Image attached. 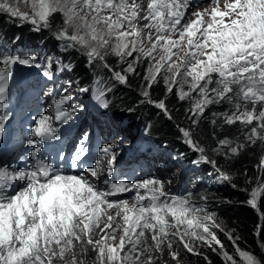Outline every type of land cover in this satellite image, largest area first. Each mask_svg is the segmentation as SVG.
I'll return each mask as SVG.
<instances>
[{"label":"snow or ice","instance_id":"snow-or-ice-1","mask_svg":"<svg viewBox=\"0 0 264 264\" xmlns=\"http://www.w3.org/2000/svg\"><path fill=\"white\" fill-rule=\"evenodd\" d=\"M18 3L30 5V12H22L3 0L0 13H7L21 26L29 24L36 31L51 29V17L59 13L63 19L55 38L66 42V47L79 50L90 65L99 61L100 66L112 71L105 62L111 54L126 63V72H135L134 65L141 58L149 59L141 103L153 105L172 120L165 102L153 101L149 89L161 73L165 95L178 86L177 98L187 99L191 105L186 111L189 127L176 125L182 142L199 153L196 163L211 164L221 180L231 181L232 176L208 155L209 150L230 161L255 145L257 138L264 149V106L256 110L257 103L264 105V0H210L209 7L193 10L190 16L186 12L191 0H147L146 9L143 0ZM141 21L147 23L141 25ZM17 64L39 67L34 65V57L11 55L0 49V106L6 99L11 70ZM213 74L217 79L213 80ZM113 78L126 83L120 73L113 72ZM106 91L110 89L101 87L95 96L101 107H107ZM72 100L71 95L65 94L54 102L58 124H67L80 110L70 104ZM222 102L231 104L235 111L231 115L212 113L213 117L224 118L221 129L236 122L254 126L242 127L235 138L218 139L216 146L209 149L195 137L196 128L205 109ZM65 104L70 110L63 107ZM4 119L0 115V130ZM211 123L216 125V119ZM31 132L38 138L27 140L33 148L28 153L32 163L20 168L0 165V264H56L57 260L65 261L66 254L71 255V260L65 264H85L77 256L89 247L96 252L93 264H156L164 245L175 264H186L179 251L174 250L177 240L188 253L202 256L208 264L211 261L203 251L205 246L223 264H264V260L238 245L240 237L234 235L235 229H229L214 212L207 210L206 195L200 197L204 204L195 205L191 192L174 195L165 191L164 182L156 178L115 180L118 153L114 146L100 147L98 156L93 157V167L85 159L87 134L70 162L71 171H63L40 154L45 141L59 139L51 118L41 115ZM59 159L63 161L64 157ZM255 168L260 173L255 186L243 191L249 197L247 204L258 209V198L264 196V153ZM102 174L109 177L103 180L105 187L92 179L99 180ZM244 176L246 184L252 182L247 172ZM128 192L135 193L132 202L111 199ZM260 220L256 235L264 230V213ZM117 232L121 233L118 238ZM218 232L231 243L234 253L226 250ZM146 234H150L151 243ZM97 235L99 238L94 239ZM76 245H80L78 252Z\"/></svg>","mask_w":264,"mask_h":264},{"label":"trees","instance_id":"trees-1","mask_svg":"<svg viewBox=\"0 0 264 264\" xmlns=\"http://www.w3.org/2000/svg\"><path fill=\"white\" fill-rule=\"evenodd\" d=\"M51 24V29L36 31L29 24L21 26L15 18L0 14V49L11 55L21 53L23 56L27 50L28 53L31 50H42L46 60L49 59L50 64H52L50 68H55L57 61L61 62V70L70 72L79 89H86V91H82L86 95L91 96V91L94 88L110 89L105 96L107 107H101V109L112 118L118 127H122L123 130L128 128V131L134 129L135 135H131L129 140L133 141L132 137L135 138L134 140L140 139L148 152L163 149L170 154L171 158L175 159L176 157L181 164H189V162L198 160L199 154L189 150V147L182 142L176 127V125L184 128L189 127L190 122L186 116V111L191 106L189 100L181 101L177 98L178 86L174 87L171 93L165 95L166 85L163 78L164 74L161 73L157 82H154L149 89L153 101L163 100L165 102L172 115V120H168L161 110L148 103H141L144 98L140 95V91L143 90L145 84L143 76L147 70L145 60H139L134 65L135 72H126V63L124 61L118 63L112 58H105V62L112 71L100 66L99 61H94L90 65L86 56L79 50L68 48L66 42L55 38L56 29L61 25L58 13L51 17ZM10 49L14 50L10 51ZM57 69L49 72L46 68L45 73H51L52 76H55L50 79L51 82L63 81L65 83L66 80L63 77L56 76L57 73L60 74ZM113 72L124 75L126 83L121 84L115 80ZM15 73V66H13L10 77H13ZM215 79L217 77L213 74V80ZM211 86L215 87V84ZM185 90H187L186 86ZM195 95L196 93H192V96ZM262 106L264 105L257 103V112ZM247 107L252 109V104L249 103ZM233 111L235 109L227 102L209 105L196 128L195 137L210 149L216 146L218 139H223L225 136L235 138L239 135L242 127L250 129L254 126H244L236 122L231 126L224 125L221 129L224 118L213 117L212 113L231 115ZM213 119H216V125L211 123ZM213 133H215V139ZM151 137L154 146L145 142L146 138L150 139ZM262 153H264V149L261 147L259 138H257L255 145L247 147L238 157L230 161H225L222 155H216L209 150L208 155L232 176V180L225 181V185L208 183L207 188H204L205 191L200 192V197L201 195L208 197L207 205L211 208L210 211L216 214L218 221L222 220L229 229L236 230L234 235L240 237L237 242L238 245L254 254L259 260H264V249L261 248V245L264 244V230H261L260 235H256V226L261 223L260 216L261 213H264V196L258 198V209H253L247 204L246 201L249 197L243 189L250 190L255 186L256 177L260 175L255 165L259 163ZM201 167H203L200 168L202 175H207L214 170L211 164L203 163ZM245 172H247L248 177L252 178V182L249 184L245 183ZM233 184L236 187H233ZM200 197H198L196 204L202 205L205 202Z\"/></svg>","mask_w":264,"mask_h":264},{"label":"rangeland","instance_id":"rangeland-1","mask_svg":"<svg viewBox=\"0 0 264 264\" xmlns=\"http://www.w3.org/2000/svg\"><path fill=\"white\" fill-rule=\"evenodd\" d=\"M0 2H3V0H0ZM8 2H10L13 6H17L19 8L20 11L22 12H30V5L28 4H21L18 3V0H8ZM222 2V0H221ZM143 4H144V8L146 9L147 7V0H143ZM210 6V0H191V7L189 8L188 12H186V16H190L191 12L193 10H199V11H203L204 8L209 7ZM3 15H7L10 17L9 14L7 13H0ZM59 14V13H58ZM192 19H195V17H191ZM59 19L61 20L62 23V16L59 14ZM141 25L143 23H147L146 21H141L140 22ZM183 23V21H182ZM14 49H10V51H12ZM30 50V49H29ZM28 51V50H27ZM25 51L24 54L25 56H23V54L19 53L20 56L22 57H34V65H39L40 68L46 70V68L48 69V71L50 72V70H56V66L58 67L57 71L60 72L57 73L59 77H63L66 80V84L62 86V88L60 89V95L63 96L65 94L71 95L73 97V100L71 101V105H76V107H78L80 110L77 112H82L83 115H86L88 113V115L85 117L84 120L80 121L76 126L82 125L85 122H87L89 120V118L92 116V119L98 121L100 123L101 129L104 132V145H113L115 150L118 153V156H121L123 151H125V149L127 147L130 146V142L128 140V137L131 138V135L134 136V129L131 130H127L128 128H126L125 130L122 129V127H118L117 125H115V123L112 121V118L110 116H108L105 112L102 111L101 106L96 102L95 105L97 107L98 112H95L94 110H91V108L87 105V101H96L95 96L97 94L98 89L94 88L91 91V96L86 95V93L82 92L79 87L77 86L76 81L74 80L73 76L70 74V72H64L62 71V66L60 65L61 62L57 61L56 65L54 66L55 68H50V66L52 64H50L49 59L46 60L45 58V53L41 50V51H33L31 50L29 53ZM48 54V53H47ZM134 56L139 55L138 53H134ZM157 55V54H154ZM105 58H112L114 59L116 62H120L121 59L115 55H108ZM128 60H131V57L126 58ZM140 60H145L146 61V65H147V69L150 67V63H149V59H144L141 58ZM123 63V61H121ZM15 65V71L18 69H26L29 68V66H24V65ZM50 70H49V68ZM47 71V70H46ZM51 74V73H49ZM70 82V83H69ZM48 84V83H46ZM47 86V85H44ZM50 89H53V84L50 86ZM105 89V88H104ZM142 91V90H141ZM140 91V93H141ZM107 92V91H106ZM92 97V99L90 98ZM69 107V105L67 104V108ZM251 110V109H249ZM89 111V112H88ZM50 114H52V110H49ZM121 129V130H120ZM133 139H135L134 137H132ZM36 139V137H34V140ZM147 140H145V142L149 143V145L154 146V144H152L153 138L151 137L150 139L146 138ZM145 145V144H144ZM187 146V145H186ZM188 147V146H187ZM190 150V149H189ZM141 153V152H140ZM143 154V153H142ZM199 154V153H196ZM141 157L143 159L146 158V156H142ZM153 165L155 170V175L152 178H156L159 179L161 181L164 182V188L165 191L168 190H174V192L177 193V191L179 190L180 186H181V182L188 179L189 182V187L186 186L185 190L182 193H177L176 195H183V194H187L188 192L192 193V202L195 205H200V204H196L198 203V197H200V192H204L205 189L207 188L208 183L213 184H217V185H225V180H221L219 178V173L214 169L211 173H208L207 175H202L200 168L203 162L200 163H196L195 162H189L188 163H184L181 164L178 162V160L171 158L170 154L163 150V149H159L158 152H156L153 155ZM32 161V159L28 156L27 159V163H30ZM198 161V160H197ZM104 174H102L100 176V179L102 178ZM202 175V176H201ZM94 180V182L96 183L97 180H95V178H92ZM205 181L204 184H202L201 182ZM103 183V181H102ZM135 194V193H134ZM133 195H129L127 196L126 193H124L122 195V197L120 198H114V199H125L128 200L129 202H132V197ZM229 202V201H228ZM210 207L209 205H207V210L210 211ZM114 211V210H113ZM211 212V211H210ZM215 230V229H214ZM121 233L117 232V238L119 237ZM218 234V238L225 244L226 246V250H228L230 253H234V248H232L231 243L225 238V236L223 235V233H217ZM147 238H148V242L151 243V236L150 234H146ZM99 235L95 236L94 239H98ZM118 243V239L116 241ZM197 245L199 244V242H196ZM215 246V245H214ZM80 249V245H76V250L77 252ZM174 250L179 251L180 253V258L184 259L186 261V264H196V263H207V261H205L203 259L202 256H197V255H193L191 253H188L184 248L183 245L179 243V241H174ZM203 251H205V254L209 257V260L211 261V264H223L221 258L213 253L210 249H207V247L205 246V248L203 249ZM159 256V259L156 261V264H175V261L171 260V258L168 256V248L167 245H164V252L163 254H157ZM237 260H239V257L236 256L235 257ZM78 260H83L85 262V264H93V262L96 259V252L91 250V247L88 248V251L86 253H84L83 255H79L77 256ZM71 260V255L70 254H66L65 256V261H60L57 260L56 264H65L66 261H70Z\"/></svg>","mask_w":264,"mask_h":264},{"label":"clouds","instance_id":"clouds-1","mask_svg":"<svg viewBox=\"0 0 264 264\" xmlns=\"http://www.w3.org/2000/svg\"><path fill=\"white\" fill-rule=\"evenodd\" d=\"M123 154V153H122ZM122 156V155H121ZM121 156H119V157H117V159L118 158H120ZM155 175V174H154ZM154 175L152 176V177H154ZM151 177V178H152ZM149 178V177H148ZM202 184H204L205 183V181H203V182H201ZM212 184H213V182H212ZM215 184V183H214ZM169 191V190H168ZM182 193V192H181ZM120 197H122V196H118V197H112L111 199H114V198H120Z\"/></svg>","mask_w":264,"mask_h":264},{"label":"bare ground","instance_id":"bare-ground-1","mask_svg":"<svg viewBox=\"0 0 264 264\" xmlns=\"http://www.w3.org/2000/svg\"><path fill=\"white\" fill-rule=\"evenodd\" d=\"M53 83H55V82H53ZM96 183H97L99 186H102L100 180H98Z\"/></svg>","mask_w":264,"mask_h":264}]
</instances>
